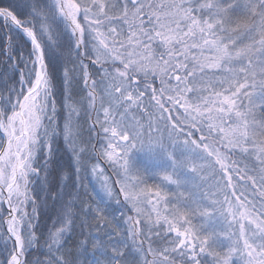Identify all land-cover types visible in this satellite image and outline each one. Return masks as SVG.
Segmentation results:
<instances>
[{"label":"snow or ice","instance_id":"6c2138e0","mask_svg":"<svg viewBox=\"0 0 264 264\" xmlns=\"http://www.w3.org/2000/svg\"><path fill=\"white\" fill-rule=\"evenodd\" d=\"M0 264H264V0L0 2Z\"/></svg>","mask_w":264,"mask_h":264},{"label":"trees","instance_id":"16d2710c","mask_svg":"<svg viewBox=\"0 0 264 264\" xmlns=\"http://www.w3.org/2000/svg\"><path fill=\"white\" fill-rule=\"evenodd\" d=\"M0 2H5V0H0ZM61 155V154H60ZM65 160L67 159V157L64 158Z\"/></svg>","mask_w":264,"mask_h":264},{"label":"rangeland","instance_id":"374dc122","mask_svg":"<svg viewBox=\"0 0 264 264\" xmlns=\"http://www.w3.org/2000/svg\"><path fill=\"white\" fill-rule=\"evenodd\" d=\"M60 154H61V155H63V153H62V152H61ZM65 157H66V156H64V158H65ZM4 207H7V206L5 205Z\"/></svg>","mask_w":264,"mask_h":264}]
</instances>
